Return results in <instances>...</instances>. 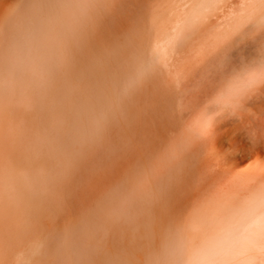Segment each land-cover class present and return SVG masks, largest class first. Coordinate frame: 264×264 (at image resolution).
I'll return each instance as SVG.
<instances>
[{
    "label": "rangeland",
    "instance_id": "obj_1",
    "mask_svg": "<svg viewBox=\"0 0 264 264\" xmlns=\"http://www.w3.org/2000/svg\"><path fill=\"white\" fill-rule=\"evenodd\" d=\"M96 2V56L115 68L101 73L97 129L65 107L85 77L64 60L82 57L77 31L94 19L73 24L72 52L58 41L36 59L19 93L25 0H0V264H264V0ZM40 145L45 170L30 164ZM244 233L255 247L217 256Z\"/></svg>",
    "mask_w": 264,
    "mask_h": 264
},
{
    "label": "bare ground",
    "instance_id": "obj_2",
    "mask_svg": "<svg viewBox=\"0 0 264 264\" xmlns=\"http://www.w3.org/2000/svg\"><path fill=\"white\" fill-rule=\"evenodd\" d=\"M239 2H242V1H239ZM96 3H97L96 0H25V4L23 5V7L18 8V9H14L15 12L18 11L19 13H18V15L16 14L12 20V23H13L12 29H13V32L15 34V41L13 43V50L11 53V61L13 62L14 66H15V75L12 77L10 82H11L13 88H16L17 90L20 91L19 93H21L23 91V89L28 90V82L30 81V79L33 76V72H34L33 68H34V63H35L36 59L39 58L40 60L47 62L48 58H50L51 54H53V52L55 51V50H53V43L54 42L62 41V42H65L67 44L72 43L70 36L72 34L73 24L76 22L81 24L82 20H84V19L86 20L90 16V18L94 19L93 24L90 22V25L92 24L93 28H90V26H89V28L88 27H86V28L82 27V28H79V30L77 31L78 35H80L79 36L80 39L76 43V49L79 48L82 51V57L74 56L70 53L68 56H66V58L64 60V64H65L66 68L68 66H70L72 68H76L85 77L84 83L76 84L77 85L76 87L78 88L81 97L79 98V100L67 99L66 103H65V107L75 105L74 111L81 112V113L85 114L86 119H87L86 123L89 124L90 126H96V129H97L98 126L101 127L99 125L101 120L103 118H105V116L107 117V115H106L107 112L104 111V109H106L107 107L106 106H103V107L100 106L101 104H100V101L98 100V99L103 98L99 94V87L101 84L104 83L103 80L106 79L102 76V78H103V80H102L101 73L105 74V72H107V73L110 72L109 69H111L112 67L111 68L109 67L107 70L106 67H108L109 64L108 65L105 63H103L104 65L100 64L101 62H105V61L101 60V62H100L98 59L99 56H98V58L96 56V45H95V43H97V42H95L96 41V35H94L95 30H96L95 26H96V20H97L96 15H95L96 14L95 12L97 10L96 9L97 7L95 6ZM242 5H244V3ZM232 20L234 21V19H232ZM235 20H236V18H235ZM87 23H88V21H87ZM87 23H85V25H88ZM138 26L140 27L139 24H138ZM144 28H145V26H144ZM81 29H83V30L81 31ZM126 32H128V31H126ZM59 38H61V39L59 40ZM135 38H136V36H135ZM150 39H152V38H150ZM126 41H128V40H126ZM109 42H111V40ZM125 42L123 44V45H125V48L121 44L122 46L120 49H118L119 51H121V49H122V51H123V49H127L125 51L128 52L129 47H126V46H128V43H126L127 44L126 45ZM144 44L148 45L146 43H144ZM142 45L140 46V48L143 47ZM119 47H120V45H119ZM108 49H110V48H108ZM67 50H70V52H72V48L69 46V44L67 45ZM113 51L117 52V48H116V50L113 49L111 52H113ZM125 51H123V52H125ZM137 51H138V49L135 52L137 53ZM142 51H145V50L142 49ZM130 52H131V54L134 53V51H130ZM126 54L129 55L128 53H125V56H126ZM113 55L116 59L117 58L116 54L113 53ZM106 56L109 57V54ZM131 56L129 55V58ZM144 56L145 55H143V57ZM83 57L86 59H90V60L87 61V63H86L85 60H83ZM114 57H112V58H114ZM126 58H127V56H126ZM115 59H113V62H112L113 64H114V62H117V60L114 61ZM133 60L131 59L128 61V63L129 62L134 63V64L130 63V66H128V69H132V72L129 73L130 70L129 71L127 70L126 65H125L126 62H125V64H124V62H121L122 63L121 69H123L125 67L126 69L125 68L124 69L127 71V74H131L132 77H136V75H141L144 72L143 70H142V72L140 71L141 70L140 66L142 67L143 64H141L139 66V64L135 60L134 61ZM120 61L121 60H118V62L115 64H120ZM141 63H144V62H141ZM131 64H133V66ZM127 65H129V64H127ZM131 66L134 68H132ZM144 67L145 66H143V68ZM114 71H115V68L114 69L112 68L111 73H114ZM122 71L123 70H121V72ZM126 71H123V73ZM107 73H106V76L111 74V73H109V74H107ZM127 74L125 73L123 75L128 76ZM113 75L114 74H112V76ZM126 76H124V78ZM108 77H110V76H107V78ZM109 79H111V77ZM114 80H117V79L114 78ZM236 80H238V79H236ZM127 81H128V79H127ZM231 84H233L232 86L237 88V86H235L236 83L234 84L232 82ZM88 95H92L93 97H96V98L90 99L87 97ZM31 130H32V127H31V125H29V132H28L29 134H31L30 133ZM67 131L69 133H71V132L75 133L76 128H74V126L71 125V126L67 127ZM47 146L46 145H40V147H41L40 152H38L36 154L34 152L32 153V155L30 156L31 157V162H30L31 166H33L35 168L44 169V170L48 168L49 157H50L51 153H50V150L48 148L49 146L48 147ZM15 172H16V170H15ZM26 178H27L26 175H23L22 178H19V180H18L19 182L17 181L18 183H16L18 189L23 190L28 186L27 183L25 182ZM22 199H23V196H22ZM23 200L27 201V199H23ZM255 237L256 236L253 237L251 233H244V234L239 235L236 238L229 239V241L222 244V247L220 248L219 252H216L217 256L218 257L221 256V257H224L225 259H228V258L232 257L233 253H234L233 256L235 254L242 255V252H245L246 250L252 249L253 247L256 246L257 243H256ZM219 254H220V256H219ZM218 257H216V255H215V257L213 256L210 261H212L213 259H216ZM200 260L201 259H197V260H195V262L197 261L196 263L199 262L198 264H200V262H202ZM203 263L204 262H202L201 264H203Z\"/></svg>",
    "mask_w": 264,
    "mask_h": 264
}]
</instances>
